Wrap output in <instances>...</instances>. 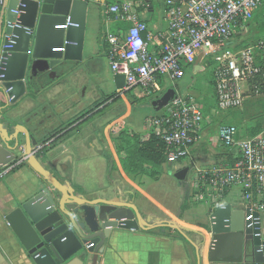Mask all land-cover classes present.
<instances>
[{
    "label": "built area",
    "instance_id": "obj_1",
    "mask_svg": "<svg viewBox=\"0 0 264 264\" xmlns=\"http://www.w3.org/2000/svg\"><path fill=\"white\" fill-rule=\"evenodd\" d=\"M263 7L264 0H164L163 27L155 31L145 18L153 10L149 0L104 5L107 23L124 25L105 34L111 75L125 77L118 97L127 104L136 89L156 100L174 91V97L147 118L148 132L165 143L166 165L191 161L185 167L191 203L209 208L211 227L214 214L231 203L235 189L242 200L237 210L264 211V127L256 136H244L236 123L214 129V117L245 113L247 104L264 96V38L241 47ZM190 68L195 74H211L212 105L179 91L178 83ZM119 128L111 129L108 143ZM205 136L220 160H194V148ZM258 224L260 217L253 218L247 228L257 230Z\"/></svg>",
    "mask_w": 264,
    "mask_h": 264
},
{
    "label": "water",
    "instance_id": "obj_2",
    "mask_svg": "<svg viewBox=\"0 0 264 264\" xmlns=\"http://www.w3.org/2000/svg\"><path fill=\"white\" fill-rule=\"evenodd\" d=\"M90 1L0 0V93L10 104L30 95L43 77L57 79L58 67L84 60ZM113 83L117 92L125 87V77L115 76ZM173 97L171 90L154 101L153 108L159 110ZM22 135L27 163L54 191L44 189L7 217L35 264H67L84 247L95 254L91 264H97L98 254L115 229L150 231L158 227L163 233L173 229L186 237L195 247L198 264H204L206 236L202 232L180 220L145 217L130 197L89 200L76 194L69 181L59 179L41 163V144L23 122L14 127L12 134L8 125L0 123V169L18 161L16 152ZM168 167L172 168L170 164ZM188 172L185 168L175 176L186 184ZM259 217V213H245L229 204L218 210L209 231L215 241L214 250L209 251V260L211 254L214 256L210 263L264 264L261 225L257 230L247 228L253 218ZM188 234L197 240L191 241ZM86 259L85 252L77 257L82 263Z\"/></svg>",
    "mask_w": 264,
    "mask_h": 264
},
{
    "label": "crops",
    "instance_id": "obj_3",
    "mask_svg": "<svg viewBox=\"0 0 264 264\" xmlns=\"http://www.w3.org/2000/svg\"><path fill=\"white\" fill-rule=\"evenodd\" d=\"M129 1L132 0L90 1L91 9L87 19L84 52L87 49L88 42H90L88 48L91 49L92 43L98 41L101 54H104L103 42L100 38L101 34L105 35L108 29L115 30L124 26L107 23L104 5H114ZM149 2L152 5L153 12V0H149ZM148 24L155 31L163 27L162 21L161 23L154 22L152 24L148 21ZM73 64L72 62H67L65 65L58 67L56 69L58 77L55 80L49 79L48 76L43 77L41 84L30 95L16 104H10L0 93V123L8 125L10 134H12L14 127L23 122L24 127L31 132L40 144L46 143L45 150L39 155L41 163L59 179L69 181L76 194L82 195L89 200H110L119 196L132 197L134 199L133 196L136 190L134 191L128 181L131 184L135 181H131L132 179L125 173L113 140L110 141L109 145L114 156L111 155L115 158V168L110 171V166L104 153L98 151L96 144L88 142V136L85 137L84 133H81L82 129L80 127L82 126L81 124H84L81 121L82 116L69 119L66 113L64 114L58 110V108L62 107L61 103H54L53 92L58 88L56 84L61 80L62 74L67 72ZM126 105L130 106L128 101ZM152 114L148 115L146 119ZM131 116L132 112L126 119L129 120ZM127 126L129 130L142 136L149 134L147 124L146 128L141 131L133 129L128 123ZM78 135L81 138L77 139ZM105 135V137L109 138L106 133ZM207 140L208 136H205V142L194 148V160L201 164L218 161L222 158L219 153L213 151L207 145ZM84 142L88 143L85 144ZM24 145L25 136L22 135L21 147L16 152L18 164H12L0 169V264H35L31 259V255L9 225L7 217L44 189H49L54 193L49 184L29 164L24 163L26 161L23 150ZM190 163V160H185L179 166H173L171 169L167 166V170L165 165L164 173L161 177L165 174H172L173 176ZM114 171L119 174L118 176L124 184L123 187H119L117 179L112 176ZM125 187H131V190H126ZM229 199L232 200L229 205L233 209H240L242 200L239 189L233 190L229 195ZM209 215L207 223L187 224V226L205 231L210 236V238L206 236L204 264H211L209 249L211 248L212 251L215 248V241L211 242L212 236L209 233L211 230ZM260 221L261 237L264 240V211L260 213ZM142 232L115 229L107 240L102 253L98 254L99 260L97 264H175L174 259H171L170 256L167 257L166 243L159 242L149 232ZM119 235L124 237L121 238ZM138 237L146 238V240H132ZM83 252L87 253V259L82 263L77 260V257ZM80 254L74 256L67 264H89L95 255L88 252L85 247Z\"/></svg>",
    "mask_w": 264,
    "mask_h": 264
},
{
    "label": "rangeland",
    "instance_id": "obj_4",
    "mask_svg": "<svg viewBox=\"0 0 264 264\" xmlns=\"http://www.w3.org/2000/svg\"><path fill=\"white\" fill-rule=\"evenodd\" d=\"M153 3L154 11L145 15V18L151 24L154 22L161 23V21L163 22L162 19L165 14L164 0H153ZM263 23L264 16L256 19L253 24L251 37L249 35L245 36L246 41H242L243 44L241 47L257 41V35L261 33L260 27ZM100 38L105 44V35L101 34ZM240 43L238 42V44ZM89 44L90 42L87 43V49L84 52V60L79 63H74L67 72L62 74L61 80L59 82L57 81L56 86L58 88L53 92L55 98L54 103H61L60 105L62 107L58 108V110L64 114L66 113L69 119L76 118L80 115L83 118V116L93 113V117L90 120L81 124V133H84L85 137L88 136V142L96 144L97 150L104 153L109 163V156L111 154L113 155V152L109 143L106 141L105 133L107 136L110 135V131L115 125L121 126L118 131L128 130L127 123L133 129L139 131L145 129V119L148 115L154 113L152 103L157 98L146 97L141 89H136L129 95L128 102L130 106L126 105L120 97L116 98V94L113 91V76L111 75L109 61L107 59V47L105 45L103 56L98 41L92 43L91 49L88 48ZM172 86L174 87V85ZM178 87L181 93L194 95L199 100L205 102L206 105H212L213 103L214 88L209 72L195 74L193 69L190 68L184 79L178 83ZM255 101L258 104L254 112L250 110L245 113L235 112L230 113L229 116L214 117L216 121L214 123V129L220 124L236 123L239 124L243 135L249 136L251 135V129L257 127L259 122L263 128L264 96H260ZM105 105L108 108L96 114L95 110ZM131 112V118L129 120L126 119ZM253 114H256V116L252 117ZM79 138L81 136L78 135L77 139ZM88 142L84 143L86 144ZM24 163L28 164L27 161ZM181 163L175 166H179ZM167 166H165L166 170L168 169ZM118 175L117 171H114L112 174L117 179L118 186L123 187L124 184ZM175 175L176 173L173 176L172 174H165L156 182L145 177H139L135 182L131 180L134 182H132L134 185L127 180L134 191L136 190L133 198L140 212L144 216H153L162 220H180L186 226L187 224L207 223L210 213L209 208L204 205H193L190 199L191 193L189 188L184 182L178 180ZM126 190H131V187H127ZM185 207L187 208L186 210ZM197 230L210 238L209 234L205 231H201L198 228ZM144 232H149L159 242L167 244V257L170 256L171 259H174L175 264H198L195 247L178 231L167 229L163 233L162 228L158 227L150 231H143L142 233ZM119 237L122 238L124 236L119 235ZM188 238L193 242L197 240V237L193 234H188ZM123 239L127 240L126 238ZM132 240L145 241L146 238L138 237Z\"/></svg>",
    "mask_w": 264,
    "mask_h": 264
},
{
    "label": "trees",
    "instance_id": "obj_5",
    "mask_svg": "<svg viewBox=\"0 0 264 264\" xmlns=\"http://www.w3.org/2000/svg\"><path fill=\"white\" fill-rule=\"evenodd\" d=\"M264 16V7L262 11L255 17ZM261 33L257 35V39L264 38V23L260 27ZM103 44V49L105 45ZM258 103L247 104L246 111L254 112ZM245 111V112H246ZM253 114L252 117H255ZM261 121V120H260ZM262 131L261 124L251 129V136H256ZM113 143L125 173L136 181L139 177L149 178L157 181L164 173V166L167 164L168 149L162 139L154 134L142 136L131 130H123L118 136L113 138ZM110 171L115 168L114 158L109 156ZM187 208L185 207V210ZM210 261H214L213 254L210 255Z\"/></svg>",
    "mask_w": 264,
    "mask_h": 264
},
{
    "label": "flooded vegetation",
    "instance_id": "obj_6",
    "mask_svg": "<svg viewBox=\"0 0 264 264\" xmlns=\"http://www.w3.org/2000/svg\"><path fill=\"white\" fill-rule=\"evenodd\" d=\"M113 91H114L115 94H116V98H118L119 95L117 94V92H116V90H115V87H114ZM107 108H108V106L105 105V106H103V107H100V108L96 109L95 112H96V114H98V113H101L102 111H105V109H107ZM92 117H93V113H89L88 115H85V116L81 119V121H83V123H85L86 121L90 120ZM43 144H45V143H43ZM44 150H45V148H43V149L41 150L40 153H42V151H44ZM40 153H39V155H40ZM16 164H18V161H16L15 163H13V165H16Z\"/></svg>",
    "mask_w": 264,
    "mask_h": 264
}]
</instances>
